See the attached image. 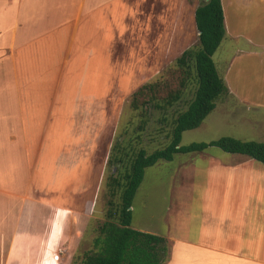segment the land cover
<instances>
[{
  "label": "crops",
  "instance_id": "1",
  "mask_svg": "<svg viewBox=\"0 0 264 264\" xmlns=\"http://www.w3.org/2000/svg\"><path fill=\"white\" fill-rule=\"evenodd\" d=\"M171 1L0 0V264H66L88 237L83 227L104 215L94 207L111 151L126 145L124 104L137 115L130 97L149 81L126 96L125 50L137 48L135 70L147 66L139 40L167 25ZM222 4L226 35L213 56L228 87L221 96L264 111V0ZM166 30L159 38H170ZM225 109L222 122L250 128ZM198 156L184 162L196 190L182 193L163 226L140 229L169 239L166 264H264V165L217 150Z\"/></svg>",
  "mask_w": 264,
  "mask_h": 264
},
{
  "label": "trees",
  "instance_id": "2",
  "mask_svg": "<svg viewBox=\"0 0 264 264\" xmlns=\"http://www.w3.org/2000/svg\"><path fill=\"white\" fill-rule=\"evenodd\" d=\"M195 23L199 32L197 45L185 49L173 66L132 94L130 107L141 116L136 129H146L151 106L166 111L175 107L187 90L192 89L193 96L184 109L175 110L166 146L152 152L145 148L135 149L128 165L124 166L125 171L108 177L105 219L98 227L92 248L84 251L81 264H166L169 261L170 241L166 236L132 226L133 201L145 170L160 160L171 161L179 153L207 152L217 147L264 165V141L226 135L211 141L181 144L183 133L200 127L215 109L217 99L228 92L213 57L226 35L222 0H207L199 5ZM121 152L112 150L108 164H123L126 158L125 152Z\"/></svg>",
  "mask_w": 264,
  "mask_h": 264
},
{
  "label": "rangeland",
  "instance_id": "3",
  "mask_svg": "<svg viewBox=\"0 0 264 264\" xmlns=\"http://www.w3.org/2000/svg\"><path fill=\"white\" fill-rule=\"evenodd\" d=\"M205 0H188L184 1V8H188L187 12L182 15L181 18H178V4L180 0H172L170 2V8L168 13V21L167 25H156L153 29H157V36L152 40L145 39V41L141 42L139 40V49L141 51L140 54V63H144L147 61V66L151 61V67L147 68V66L140 65V69H136L132 67V62L135 54H137V48L126 49V63H125V73L124 80L126 89L124 92L126 96L129 98L130 92L138 87L144 80H150L158 77L165 70L173 66L176 62V58L182 54V52L190 47L197 45L199 41V32L196 28L193 18V10L195 5H200ZM183 6V5H182ZM184 9H182L183 11ZM182 14V13H181ZM178 16V17H177ZM129 26L130 31L132 33L135 26H137V20H133L130 18ZM142 26H146L148 30L149 25L141 24ZM163 26V27H162ZM167 28V32L170 33V38L164 39L159 38L160 35L163 36L162 31ZM143 38V37H142ZM141 38V39H142ZM123 43V41H121ZM127 46H137L134 45V42L131 40L126 41ZM124 46V44H122ZM126 48H129L127 47ZM122 50L120 53H122ZM134 54V56H133ZM155 67L154 70L151 68ZM131 68V69H130ZM261 68V67H260ZM262 69V68H261ZM154 76V77H153ZM152 77V78H151ZM119 97H121V93L119 92ZM193 96V90L189 89L185 92L183 99L173 108H169V110L163 111L159 109H155L154 107H150L147 114L148 124L145 130L138 131L136 128L141 121V116L138 114L135 116H131V114H127L130 111L128 110L129 104H124L126 106V114L122 117L121 120V130L126 131V145L125 149L120 153H124V158L126 160L123 164H115L108 165L106 169V174L104 181L100 183L98 192L100 193V198L98 199V203L94 207V215L100 211L101 208L104 209V215L100 216L97 214L94 217V221L92 222V228L90 231H86L85 227H83V232L85 236H88L86 240L82 241V243H78L75 248V253L73 258L68 261L66 264H81L82 263V255L84 251L92 248L93 239L98 234V227L105 219V211L108 206L107 201L109 199V189L107 187L108 177L115 173L121 174L125 171V167L129 163V158L132 156L135 149L145 148L148 152H152L155 149L163 148L168 144V132L171 128L172 117L176 113L175 110L184 109L188 102L191 100ZM222 96L216 101L218 108L217 111H213L201 124L200 127L188 130L183 133L182 145H187L192 142H200V141H211L218 139L222 136H233L236 138H241L243 140H260L264 141V111L257 110L255 108L248 109L246 106L241 105H230L225 104L226 97ZM131 98V97H130ZM129 98V99H130ZM127 99V98H126ZM125 99V100H126ZM225 99V100H224ZM228 100V99H227ZM127 101V100H126ZM128 103V102H127ZM221 107L225 108H234L233 113H231L232 117H236V119H241L240 122H246L250 127H241L238 124L234 125L229 122L226 124L225 121L222 122V118L219 117V111ZM226 110V109H225ZM223 117H227L229 113L222 112ZM230 115V114H229ZM231 116H228L231 118ZM165 117V118H164ZM240 117V118H239ZM249 117V118H248ZM221 118V119H220ZM166 119V120H164ZM235 119V120H236ZM255 120L256 122L262 123L261 126L252 127L251 121ZM262 120V122H260ZM226 122H228L226 120ZM257 123V125H259ZM262 131V132H261ZM140 133V134H138ZM263 135H260V134ZM137 134V135H136ZM142 140L143 144L137 147L138 142ZM130 141V144L127 142ZM137 142V143H136ZM221 151V149L217 147L210 148L211 153L213 151ZM201 153H179L175 155V158L171 161L160 160L154 166L148 167L145 170V175L143 179V183L141 188L139 189V193L136 198V208L135 215L133 218L132 226L140 229V228H151L155 229L163 226L165 224V219L171 216L173 217L175 207V202H178L182 193H185L188 189L193 191L194 188L196 190V186L190 184L189 179H185L186 167H184V162L189 159L191 156L196 159H200ZM239 155V154H236ZM191 157V158H192ZM126 162V163H125ZM126 164V165H125ZM101 189V190H100ZM97 201V199H96ZM140 203V204H138ZM103 218V219H102ZM60 254L56 253L54 255L55 260L60 259ZM170 259H172V255L170 254ZM169 259V260H170Z\"/></svg>",
  "mask_w": 264,
  "mask_h": 264
}]
</instances>
